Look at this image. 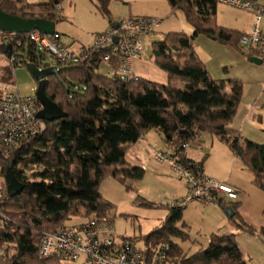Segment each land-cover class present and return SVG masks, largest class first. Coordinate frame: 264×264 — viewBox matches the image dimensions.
<instances>
[{"label":"trees","instance_id":"obj_1","mask_svg":"<svg viewBox=\"0 0 264 264\" xmlns=\"http://www.w3.org/2000/svg\"><path fill=\"white\" fill-rule=\"evenodd\" d=\"M63 1L32 4L28 0H0V11L23 19L58 23L62 20L58 7ZM111 1L96 0V7L114 25ZM168 2L173 11L182 10L194 28L192 36L168 33L162 41L153 43L152 58L169 76L168 84L140 76L136 81L124 82L101 74L102 54L97 53L86 61L70 62L47 78L46 95L67 116L45 122L41 134L21 144L13 157L1 164L0 176L5 177L9 164L14 162L13 170L25 189L15 198L0 200V264H71L57 258L41 260L42 235L55 232L73 218L111 217L114 206L100 192V184L111 176L134 189L145 170L131 166L126 153L153 129L170 152L184 144H200L204 133L220 138L253 175V184L264 191V144L244 139L230 128L242 101L243 84L233 82L232 92H226V81L212 78L197 55L194 40L204 35L240 48L250 59L257 54L241 46L244 32L217 25L218 0ZM6 47L0 44V53L4 54ZM20 50L26 57H15L22 60L24 67L45 59L34 45L25 44ZM180 83L183 88L176 86ZM183 162L195 161L186 157ZM27 172L32 173L27 176ZM3 186L7 192L6 183ZM220 205L224 207L222 201ZM142 206L151 208L154 204L145 201ZM230 206L234 210V227L251 236L264 237V225H249L238 206ZM185 209L168 207L162 225L143 239L149 253L167 244L170 249L166 264H253L246 259L236 234L213 233L207 248L187 254L175 242L190 240L183 220ZM4 246L8 247L5 253Z\"/></svg>","mask_w":264,"mask_h":264},{"label":"rangeland","instance_id":"obj_2","mask_svg":"<svg viewBox=\"0 0 264 264\" xmlns=\"http://www.w3.org/2000/svg\"><path fill=\"white\" fill-rule=\"evenodd\" d=\"M30 1L36 3L42 2V0ZM70 1L73 2V6H70ZM95 3L96 0H64L61 4L63 10L59 11V16L62 20L55 23L57 24L56 32L64 35L65 42L73 43L74 49L80 48L81 45L86 46V49L92 48L94 45V39H92L94 33L104 31L103 27L107 23V19L97 10ZM110 11L119 20L116 23L127 19L131 15L151 16L162 20L158 31L143 39L144 51L139 72L142 78L160 84H168L170 81L169 76L155 64L152 58L153 43L162 41L168 33L184 32L183 18L181 19L176 11L171 9L168 0H112ZM216 22L218 26L244 32L250 29L252 18L248 13L227 5L218 4ZM194 48L200 60L206 63L213 72L227 67L225 74L227 75L229 89H233V82H241L244 87V104L248 106L253 102L256 91L260 89L261 84L264 82V63L261 65L255 64L246 53L240 51V48L236 49L229 44L204 35L196 37ZM39 50L44 55L47 63L56 66V62L51 55L43 49ZM76 53L80 55L82 52L79 54L76 51ZM15 55L26 57V53L22 50H17ZM62 67L59 66V68ZM101 67L100 73L109 75V70L103 66ZM3 80H9L16 84L20 93L24 96L36 95L37 83L33 79L29 68L24 66L19 69L14 68L9 58L5 54L0 53V81ZM176 86L183 88L181 83ZM156 133V130L153 129L147 134L154 136ZM249 137L252 140L255 138L251 133H249ZM159 138L161 139L160 136ZM138 142L142 143L144 141L139 140ZM153 146H150L149 156L153 157V152L169 155V152L161 151L164 149L163 142L160 147ZM207 146L208 144H205V149ZM196 148V146H192V149ZM126 159L128 161L132 160L130 156H127ZM132 165L134 167L137 166ZM233 171L237 172L236 176H239L241 179L244 178V175H251L243 169L239 161L233 167ZM31 173L27 172L26 175L30 176ZM168 177L170 178H158L153 174H145L144 178L134 185V189L126 188L111 176L106 177L102 181L99 190L104 198L114 206L111 217L113 218V226L117 236L137 239L138 241L136 242L139 247L144 249L149 248L143 241L145 236L149 235L156 227L162 225L172 201L183 200L189 196L185 182L176 173ZM262 182L264 184V176ZM4 183V177L0 176V187L4 188ZM242 191L244 193L243 199L245 205L243 207L244 214L241 213V215L249 225L260 228L261 224H264V195L259 192V194L248 192L246 187L242 188ZM184 195L185 197L182 198ZM144 200L155 204V206L151 208L142 206V203L145 202ZM204 205L201 202L194 201L187 206L184 211V220L188 225L187 231L190 234V240L187 242L175 240L189 255L194 254L201 248H207L210 244L212 231L207 227L209 226L207 217L211 215H209V211H207L206 215H203ZM86 217L73 218L68 224L74 225L84 222ZM262 219L263 223H260ZM227 234L230 233L228 232ZM238 234L237 241L246 259L251 260L250 262L253 264H264V237L251 236L241 231ZM7 249L8 247L4 246L2 252L5 253Z\"/></svg>","mask_w":264,"mask_h":264},{"label":"built area","instance_id":"obj_3","mask_svg":"<svg viewBox=\"0 0 264 264\" xmlns=\"http://www.w3.org/2000/svg\"><path fill=\"white\" fill-rule=\"evenodd\" d=\"M218 2L247 12L252 17L251 29L241 37L240 44L254 51L257 54L255 57L261 59L263 64L264 0ZM161 24L162 20L156 17L123 19L106 32L97 34L93 47L84 49L80 55L75 54L64 37L57 32L49 36L39 31L18 34L0 30V44L13 46V54L9 60L16 69L22 68L23 64L20 58L19 60L15 57L14 50H20L25 44H30L51 55L58 69L59 66L70 62L86 61L94 53L102 54L100 65L109 69V76L132 82L139 78L135 72V63L143 57V39L156 33ZM40 63L43 64L41 61ZM40 110L36 95L24 96L13 82L0 81V167L4 160L13 157L21 144L45 130V122L37 118ZM189 147V144H184L179 150L169 152V155L153 152V158L166 162L179 178L186 181L190 189L186 199L172 201L170 207H186L194 201L220 204L221 196L230 201L237 200L239 194L235 188L206 175L199 163L183 162L186 158L185 151ZM6 197L8 193L0 187V200ZM148 249L139 247L131 238L117 236L112 217L93 216L84 222L66 224L55 232L44 233L39 246V258H57L71 264L167 263L170 249L167 244L158 246L152 253H149Z\"/></svg>","mask_w":264,"mask_h":264},{"label":"crops","instance_id":"obj_4","mask_svg":"<svg viewBox=\"0 0 264 264\" xmlns=\"http://www.w3.org/2000/svg\"><path fill=\"white\" fill-rule=\"evenodd\" d=\"M28 1L32 4H37L36 2H32L30 0H28ZM45 1L42 0V2H39V3H44ZM122 2H124V1H122ZM69 4H70V6H73V2L70 1ZM95 5H96V3H95ZM59 7H61V5ZM62 10H63V8H61L59 11H62ZM176 13H177V15H179L181 17V19L183 18L185 34H187L188 36H192L194 34V28L192 26H190V24H188L186 17L184 15V13L182 12V10H176ZM135 17H151V16H132L131 15L128 18H135ZM112 20L115 23L117 21H119L113 15H112ZM111 26L112 25L110 24L109 20L107 19V23L103 27L104 31L95 32L92 39H94L97 34L104 33L107 30H109V28ZM250 29H251V27H250ZM248 31H244V33L248 32ZM62 36L64 37V35H62ZM66 43L70 46V48L72 49V51L75 54H78V53H76V51H78L80 54L84 49H86V46H84V45H81L80 48L78 47V49H74L73 43H70L67 41H66ZM141 60L137 61L135 63V72H136V75H138V76L141 75L139 72ZM42 63H43L42 67H45V65H50V64H47L45 59H44V61H42ZM31 64H33V63H31ZM204 65L206 66V68H207L208 72L210 73V75L212 76V78H214L216 80L226 81V92H231L233 90L232 88L229 89V86H228V79H227V75L225 74L227 72V69H226L227 67H224L223 70H221V68H220V71L218 69V71L213 72L206 63H204ZM37 66H40V65H37ZM28 68H29V66H28ZM100 68H102V67L100 66ZM243 95H244V92H243ZM244 103L245 102H243V97H242V101H241L237 116H236L234 122L230 125V128L240 132L242 138H244V139H248V140H251L253 142L258 141L256 143H258V144L263 143L264 144V82H263V84H261L260 89L256 91L253 102L251 104H249L248 106H246V104H244ZM249 133H251V135L255 136V138H254L255 140L254 139L252 140L249 137ZM200 139H201V143L196 145V147H197L196 149H192V146H191L185 151V155H186L187 159H190V160L195 161L197 163H202L203 164L202 167H203L204 173L206 175L213 177L216 180L222 181V182L230 185L231 187L235 188L239 194L238 199L234 200V201L224 199L225 197L221 196L220 199L223 202L224 207L221 206L220 204H205L204 205L203 215H206L207 211H209L210 212L209 215H211L210 217H207V223L209 224V226H207V227H208V229H210L212 231L211 235L213 233H217V232H222V233H228L229 232L230 234H236L238 237V235H239L238 233L240 230H238L236 227H234L232 225L231 218L225 212V208L227 206H230V205H237L239 213L244 214L243 207L245 205V201L243 199L244 193L242 191V188L244 189L246 187L248 192H254V193L259 192V193H263V195H264V191L262 189L256 187L253 184V175L244 167V165L241 162V160L239 159V157L236 156V154L234 152H232V150L229 148V146L226 143H224L223 141H221L220 138L215 137V136L208 134V133H204L200 136ZM140 141H144V142H142V143L137 142V143L131 145L129 147L127 153H126V157L130 156L133 161L132 160L128 161L127 159H126V161L131 166H133L132 164H134V165H137L136 167H141L142 169H144L145 174H148V173L153 174V175L157 176L158 178H161V177L170 178L168 176H171V174L175 173L172 170V168L166 162L157 161L153 157L149 156L151 145H154L153 147H160L162 144L161 139L158 136V133H156L154 136L147 134ZM205 144H208L206 149H205ZM157 149H159V148H157ZM161 151L170 152L165 148V146H164V149H162ZM238 161L242 164L243 169L246 170L247 172H249V174H251V175H244V178H242V179L239 176H238L239 178L236 176L237 172H234L235 170L233 171V167H235L237 165ZM181 180L185 182L187 190L189 191V194H190V189H189L188 184L186 183L185 180H183V179H181ZM188 191H186V192L188 193ZM183 197H185V195L182 196V198ZM154 206H155V204H154ZM210 206H212V207H210ZM186 208H187V206H186ZM167 215H168V211H167ZM167 215H166V217H167ZM184 217L185 216H183V220H184ZM184 222H185V220H184ZM260 223H263V219L261 220ZM185 224L187 225L186 222H185ZM262 225H264V224H261V227H262ZM236 231H238V232L236 233Z\"/></svg>","mask_w":264,"mask_h":264},{"label":"water","instance_id":"obj_5","mask_svg":"<svg viewBox=\"0 0 264 264\" xmlns=\"http://www.w3.org/2000/svg\"><path fill=\"white\" fill-rule=\"evenodd\" d=\"M0 30L4 32H15L18 34H28L33 31H39L44 35L52 36L56 33V24L55 22L46 19H23L0 11ZM4 54H6L8 58L12 57L13 46L11 44L7 45ZM251 61L255 64H262L261 59L256 57H252ZM29 70L33 79L38 83L36 97L40 102L41 110L38 112L37 118L43 122H54L64 119L67 114L60 106L50 99L45 92L47 78L56 74L58 68L51 65H45V67H42L37 66L36 64H29ZM13 165L14 162L9 164L4 177L7 186V193L10 198H15L21 195L25 189V184L16 176L13 170ZM225 212L230 218L234 216V210L231 206H227Z\"/></svg>","mask_w":264,"mask_h":264},{"label":"flooded vegetation","instance_id":"obj_6","mask_svg":"<svg viewBox=\"0 0 264 264\" xmlns=\"http://www.w3.org/2000/svg\"><path fill=\"white\" fill-rule=\"evenodd\" d=\"M40 64H41V63L39 62L38 65H40ZM47 64H49V63H47ZM40 66H42V64H41ZM37 86H38V84H37Z\"/></svg>","mask_w":264,"mask_h":264}]
</instances>
